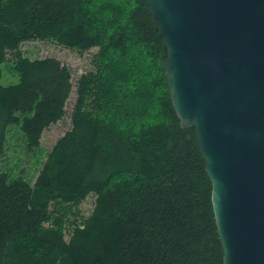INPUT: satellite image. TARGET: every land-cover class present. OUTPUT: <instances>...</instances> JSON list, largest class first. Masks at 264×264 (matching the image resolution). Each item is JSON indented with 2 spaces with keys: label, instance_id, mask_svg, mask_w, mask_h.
<instances>
[{
  "label": "trees",
  "instance_id": "obj_1",
  "mask_svg": "<svg viewBox=\"0 0 264 264\" xmlns=\"http://www.w3.org/2000/svg\"><path fill=\"white\" fill-rule=\"evenodd\" d=\"M31 39L98 50L34 181L0 172V264H223L195 128L175 113L145 1L0 0V78L4 63L18 72L0 83V153L7 125L20 124L28 151L66 113L70 68L23 55Z\"/></svg>",
  "mask_w": 264,
  "mask_h": 264
},
{
  "label": "water",
  "instance_id": "obj_2",
  "mask_svg": "<svg viewBox=\"0 0 264 264\" xmlns=\"http://www.w3.org/2000/svg\"><path fill=\"white\" fill-rule=\"evenodd\" d=\"M170 100L194 127L223 264H264V0H144Z\"/></svg>",
  "mask_w": 264,
  "mask_h": 264
},
{
  "label": "rangeland",
  "instance_id": "obj_3",
  "mask_svg": "<svg viewBox=\"0 0 264 264\" xmlns=\"http://www.w3.org/2000/svg\"><path fill=\"white\" fill-rule=\"evenodd\" d=\"M20 51L23 55L30 57L54 56L67 64L71 71L72 90L66 101V113L62 119L47 127L40 138V147L28 150L25 147V135L20 124L12 123L7 125L5 136L1 145L0 172H7L10 179L21 176L34 181L41 162L47 152L51 149L56 140L70 128V113L76 98V82L80 74L93 68L92 58L98 50L94 46L89 50L79 53L75 49L64 47L54 40L31 39L20 43ZM2 75L0 83L6 85L18 80V72L8 64H2ZM95 194L89 193L78 205V217L88 216L94 205ZM52 207V206H51ZM69 212V211H68ZM73 220V216H68ZM79 220V219H78ZM72 232V225L66 223L65 239H68Z\"/></svg>",
  "mask_w": 264,
  "mask_h": 264
}]
</instances>
